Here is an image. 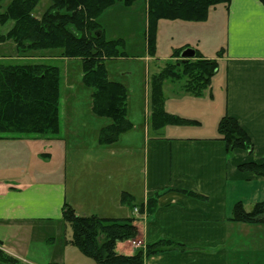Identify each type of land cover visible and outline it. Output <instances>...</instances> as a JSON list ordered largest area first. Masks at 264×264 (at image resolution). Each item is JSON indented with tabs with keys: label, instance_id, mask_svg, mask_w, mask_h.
I'll return each instance as SVG.
<instances>
[{
	"label": "crops",
	"instance_id": "obj_1",
	"mask_svg": "<svg viewBox=\"0 0 264 264\" xmlns=\"http://www.w3.org/2000/svg\"><path fill=\"white\" fill-rule=\"evenodd\" d=\"M216 20L221 21L224 38L219 48L205 49L201 39L187 34L178 43L170 44L165 56H157L159 28L164 26L174 34L185 32L189 28L185 23L189 22L179 20L158 22V48L156 46L154 57L148 56L145 42L146 60L156 69L153 74L167 61L175 59L170 58L175 48L197 50L204 59L216 60L218 68L200 96L186 92L184 80L163 82L164 110L196 124L165 126L158 130L145 126L140 137L143 155L142 176L136 182L139 187L109 193L107 181L112 180L111 177H102V187L97 184V189L92 179L82 181L80 185L76 183L73 188L66 185L68 141L77 144L80 136L74 135L75 131L78 133L88 128L82 117L96 133L97 145L99 131L106 124L97 126L95 123L90 94L86 109L80 110L78 104L72 108L69 106L68 118L65 107L68 92H63L60 94L58 135L0 139V144L7 145L13 154L10 163L0 162V226L16 229L36 222L59 223L63 206L67 204L78 216L133 219L139 233L136 242H140V246L135 247L131 241L117 243L118 254L132 255L161 240L178 245V248L144 259V264H242L244 258L246 264H264V225L231 220L237 203L249 212L256 203L264 202V177L238 169L246 162L264 161V5L259 0H230L227 5L211 8L206 20L198 23ZM170 39L172 42L174 37ZM3 49H9V53L3 54ZM218 49L221 51L219 57ZM13 53L11 43L0 45V60L12 62L16 59L20 62L23 59ZM52 55L37 53L28 58L34 63L66 60ZM122 75L128 76L130 72ZM126 88L130 121L128 100L131 94ZM147 96L145 123L149 125V84ZM225 115L234 118L247 133L251 152L241 149L227 152L217 132L218 122ZM131 123L128 132L136 130L138 133L132 136H139V124ZM84 137L85 133L80 138ZM27 157L36 168L29 170L26 167ZM56 159L60 164L51 170L39 167ZM95 161L100 162L99 159ZM93 171L95 178L99 179V170L94 167ZM123 192L133 197L137 205L133 210L120 203ZM243 234L251 238L245 239ZM70 239H46L50 248L53 246L56 250L42 264H95L71 245ZM30 246L31 243L26 244L23 239L0 238V250L17 261L24 259L22 254L29 255Z\"/></svg>",
	"mask_w": 264,
	"mask_h": 264
},
{
	"label": "trees",
	"instance_id": "obj_2",
	"mask_svg": "<svg viewBox=\"0 0 264 264\" xmlns=\"http://www.w3.org/2000/svg\"><path fill=\"white\" fill-rule=\"evenodd\" d=\"M0 0V45L11 43L17 57L28 58L43 51L55 52V57L80 59L82 84L91 89V113L106 119L98 134L99 145H111L132 128L127 117L128 91L124 84L110 80L106 61L126 56L122 38L106 39L98 18L117 2L131 8L140 2L145 15L144 39L147 54L155 56L157 24L160 20L203 22L211 8L227 5L230 0H47L48 7L39 17L33 15L42 0ZM264 5V0H259ZM184 49L171 54L163 68L149 78V127L185 126L194 121L170 115L164 110V81L184 80L183 88L200 96L216 74V60L204 59L195 51L192 59L182 60ZM221 51L217 53V57ZM1 57V55H0ZM61 71L52 64L7 62L0 60V139L36 136L54 137L60 132ZM217 132L227 152L241 149L251 152L249 136L238 122L227 115L217 125ZM243 172L264 177V161L246 162L238 166ZM120 203L133 210V197L123 192ZM140 208V207H139ZM62 220L71 229L69 243L95 264H144V259L178 248L169 241H158L137 250L132 255L116 252L117 243L135 241L138 230L131 218H105L95 215L78 216L65 204ZM231 220L247 225H264V202L256 203L246 212L240 203L232 210ZM0 262L18 261L0 250Z\"/></svg>",
	"mask_w": 264,
	"mask_h": 264
},
{
	"label": "rangeland",
	"instance_id": "obj_3",
	"mask_svg": "<svg viewBox=\"0 0 264 264\" xmlns=\"http://www.w3.org/2000/svg\"><path fill=\"white\" fill-rule=\"evenodd\" d=\"M9 1L10 0H5L3 5L7 4ZM48 5L49 2L47 0L40 1L34 9L33 15L39 17ZM98 22L104 30L106 39L122 38L126 42L124 49L126 56L124 58L106 61V70L110 80L126 84L129 88L131 94L130 100H128L129 119L131 122H137V124H139V136L137 135L136 137H133L132 134L138 132H136V130H131L125 135L120 136L115 144L111 146H99L96 142V133L92 130V127L88 126L87 121L82 117L83 124L88 128L86 131L80 130L78 133L74 130L76 132L74 135L77 134V136L80 137L85 133L83 139L79 137V142L77 144L72 140H70V142L68 141V156L65 171L66 185L68 187H72L73 185L74 187L76 183H79L80 185L82 181L86 182V180L92 179L91 181H93L94 188L97 189V184L99 185V188L102 187V177H111L112 180H106L109 182L107 184L109 193L122 189L128 190V188L133 190L135 187H139L136 182L142 176L141 166L143 149L141 145L142 138L140 137L143 134L145 126L146 128H149L148 122L147 124L145 123V116L146 114L148 115V84L149 77L156 72V69L153 68L152 62L146 60L143 5L138 2L131 8H125L122 4L117 2L98 18ZM185 25L189 28H187L185 32H179L178 34H174L164 26L159 28L160 48L157 56H165L166 50L171 46L170 44L174 45L178 43L179 40H182L187 34L189 35L188 37L201 39L204 48L208 50L219 48L224 40L222 29H220V20L212 22L208 21L206 24L189 22L185 23ZM209 25H212L210 26L211 28ZM9 26L10 23L0 26V31L3 33L6 32ZM172 36L174 37V40L171 42L170 38ZM201 48L202 46L200 45V49ZM3 50V54L7 52L9 53V49H6L7 51L5 49ZM174 50H176V48ZM174 50H171L172 53ZM217 51H219V49ZM38 53H52V56H55V52L53 51H43ZM13 55L16 54L13 53ZM20 60L33 62L30 58H23ZM14 61L18 62L19 60L15 59ZM44 63L55 65L61 71V93L68 92L65 103L69 115L68 118H70V109L76 106L75 104L79 105L80 110L86 109L91 89L85 87L81 82L83 74L81 60L66 59L65 61H61L58 59H51V61H45ZM124 72H130V75L122 77ZM69 106H71V108H69ZM93 118L95 119L97 126L108 124L106 119ZM68 123L69 120H67V125ZM70 124H72V120H70ZM6 136L10 137L11 135ZM2 141L6 140L2 139ZM73 144L76 146L71 147ZM6 146L7 145L0 144V162L3 164H5V162L10 163L13 161L12 151H9V148ZM28 158L29 157H27L25 161V163L27 162L26 167L29 170L36 168V164ZM96 159H99L100 162L98 161L99 163H97L95 161ZM58 164L60 163L56 159L51 162H46L45 165L41 164L39 167L51 170L53 166L56 167ZM19 165L21 164H18V166ZM94 167L99 170V179L95 178L92 173L94 172ZM128 179H130L131 182ZM12 234H14V237H11ZM243 236L245 239L251 238L250 235L243 234ZM3 237L10 239H23L26 241V244L27 242L31 243L29 255L25 256L22 254L21 256L24 259L20 261L18 260V264H32L34 262L42 264L43 260H49L48 258L51 256L52 251L56 250V247L53 248L52 246L50 248L51 245L46 243L45 240L70 239L71 229L63 220L59 223H52L51 225L36 222L32 226H22L16 229H9L0 226V238ZM245 242L246 241L244 240V246ZM244 259L242 260V264L247 263ZM0 264L7 263L0 262Z\"/></svg>",
	"mask_w": 264,
	"mask_h": 264
},
{
	"label": "water",
	"instance_id": "obj_4",
	"mask_svg": "<svg viewBox=\"0 0 264 264\" xmlns=\"http://www.w3.org/2000/svg\"><path fill=\"white\" fill-rule=\"evenodd\" d=\"M194 56H195V51L190 48L184 49L180 54L182 60L192 59L194 58Z\"/></svg>",
	"mask_w": 264,
	"mask_h": 264
},
{
	"label": "built area",
	"instance_id": "obj_5",
	"mask_svg": "<svg viewBox=\"0 0 264 264\" xmlns=\"http://www.w3.org/2000/svg\"><path fill=\"white\" fill-rule=\"evenodd\" d=\"M132 244H133L135 247L140 246V242L133 241Z\"/></svg>",
	"mask_w": 264,
	"mask_h": 264
}]
</instances>
